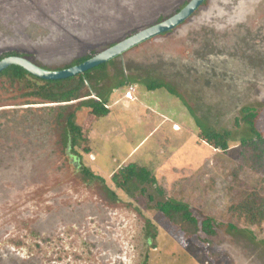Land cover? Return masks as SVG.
Wrapping results in <instances>:
<instances>
[{"label":"rangeland","instance_id":"1","mask_svg":"<svg viewBox=\"0 0 264 264\" xmlns=\"http://www.w3.org/2000/svg\"><path fill=\"white\" fill-rule=\"evenodd\" d=\"M190 1L0 0V55L19 51L60 70ZM100 73L70 105L30 98L25 81L0 78V264H264V226L229 212L264 185L249 167L233 175L249 134L243 108L257 110L264 137V0H206L182 25ZM127 78L136 102L114 89L107 117L83 107L94 86L106 91ZM149 81L170 84L183 99L148 91ZM184 101L205 126L231 131L228 151L204 140ZM73 113L83 135L75 148L67 137ZM79 160L103 180L87 179ZM129 163L152 171L164 194L148 184L116 186L112 177ZM167 200L214 219L217 235L209 243L201 232L184 235L157 209Z\"/></svg>","mask_w":264,"mask_h":264},{"label":"trees","instance_id":"2","mask_svg":"<svg viewBox=\"0 0 264 264\" xmlns=\"http://www.w3.org/2000/svg\"><path fill=\"white\" fill-rule=\"evenodd\" d=\"M23 53L19 51L4 52L0 55V61L9 56H22ZM94 53L90 56L82 57L76 60L75 63L67 66L72 67L76 64H81L86 60L93 57ZM30 57V56H28ZM113 63V60L100 65L99 67L86 72L83 75H78L76 77L57 80V81H45L38 79L28 73L25 69L19 66H11L6 69L1 76H9L13 79H17L20 82L25 81L28 88L32 87L29 96L39 97L50 102H72L81 99V94L86 82H93L96 80V75L104 72L109 64ZM105 75L99 77L98 83H102L105 79ZM39 83H42L41 85ZM134 84L128 79H123L118 82L113 88L96 89L98 92L95 94V98L86 99L83 101V107L89 109L96 118L107 117L110 114V109L108 108L109 99L114 89H122L123 92L125 88ZM148 91H155L158 89H166L171 95L183 99L181 95L178 94L176 89L170 84L160 82V81H149L145 84ZM95 89V88H94ZM92 94H87L84 97H88ZM186 104V107L190 111L192 117L197 121L200 127L201 134L207 143L219 149L221 151H228L230 149V142L233 141L232 133L229 130L218 131L213 128L205 126V124L195 115L194 110ZM242 121L246 124L249 129V134L243 136L240 139V158L241 162L238 168L235 169L233 175L237 177L239 172L245 168L249 167L254 172L262 175L264 177V137L256 128V119L258 118L257 110L245 107L242 110ZM76 113H73L68 118V142L71 147L75 148L82 141V128L76 124ZM239 121V119H237ZM86 153H90V149H85ZM81 160V157H79ZM79 160V166L81 171L87 179L92 180H103L102 177L95 175V173L85 167L83 164L81 166ZM237 180V178H236ZM113 183L119 188L125 189L129 184L136 182L141 185H153L156 187V191L163 195L164 191L159 188L157 178L154 176L152 171L144 166H140L137 163H129L127 166L122 167L118 172L112 177ZM145 192V189H141ZM157 209L163 214V216L173 223L175 226L179 227L184 235L187 237L198 235L201 232L206 238L204 242L209 243V238L217 235L216 223L214 219L210 217H205L199 220L191 210L188 204L183 202L167 200L164 202H159L157 204ZM230 215L232 218L239 222H244L248 226L262 227L264 226V185H260L254 188L252 191L247 192L242 196L239 203L232 205L230 207ZM233 231H238L239 229L231 225Z\"/></svg>","mask_w":264,"mask_h":264},{"label":"water","instance_id":"3","mask_svg":"<svg viewBox=\"0 0 264 264\" xmlns=\"http://www.w3.org/2000/svg\"><path fill=\"white\" fill-rule=\"evenodd\" d=\"M205 1L206 0H191L186 7L170 19L140 31L139 33L119 42L80 65L64 70H48L41 68L24 58L9 57L0 61V74L11 66H19L34 77L45 81L64 80L85 74L86 72L127 53L134 47L176 28L178 25L190 18Z\"/></svg>","mask_w":264,"mask_h":264},{"label":"flooded vegetation","instance_id":"4","mask_svg":"<svg viewBox=\"0 0 264 264\" xmlns=\"http://www.w3.org/2000/svg\"><path fill=\"white\" fill-rule=\"evenodd\" d=\"M205 3V2H204ZM203 3V4H204ZM186 7V6H185ZM182 10V9H181ZM181 10H179L176 14H178ZM197 11V10H196ZM175 14V15H176ZM194 15V14H193ZM171 18V17H170ZM170 18H167L166 20H168V19H170ZM166 20H164V21H166ZM163 21V22H164ZM160 23H162V22H160ZM159 24V23H158ZM183 24V23H182ZM182 24H180V25H182ZM157 25V24H156ZM180 25H178L177 27H179ZM152 27V26H151ZM176 27V28H177ZM147 29V28H146ZM175 29V28H174ZM174 29H172V30H174ZM171 30V31H172ZM142 31V30H141ZM171 31H169V32H167V33H170ZM140 32V31H139ZM139 32H136V33H134V34H131L130 35V37L131 36H133V35H135V34H137V33H139ZM167 33H163V34H161V35H164V34H167ZM161 35H159V36H161ZM158 37V36H157ZM129 38V37H128ZM127 39V38H126ZM125 40V39H124ZM109 49V48H108ZM92 53H95V52H92ZM91 53V54H92ZM24 54V53H23ZM96 56V55H95ZM122 56V55H121ZM121 56H119V57H117V58H120ZM9 57H20V58H24V59H26V60H28V61H30V62H32L33 64H35V65H37L34 61H33V59L31 58V57H28V55H26V54H24V55H22V56H9ZM9 57H6V58H9ZM94 57V56H93ZM6 58H4V59H6ZM92 58V57H91ZM116 59V58H115ZM115 59H113V62H114V60ZM3 60V59H2ZM89 60V59H88ZM87 61V60H86ZM76 62V61H75ZM74 62V63H75ZM77 65H80V64H76V65H73V66H77ZM37 66H39V65H37ZM72 66V67H73ZM39 67H41V66H39ZM41 68H43V67H41ZM68 68H71V67H68ZM67 67H65V68H63V69H60V70H64V69H68ZM45 69V68H44ZM3 73V72H2ZM1 73V74H2ZM1 74H0V78L1 77H8V78H10L12 81H18L17 79H13V78H11V77H9V76H1ZM83 75V74H82ZM128 79V78H127ZM126 79V80H127ZM123 80V79H122ZM18 82H20V81H18ZM94 82V81H93ZM93 82H86L85 83V86H84V88H83V90L85 89V87H86V84L87 83H93ZM136 85V84H135ZM137 86V85H136ZM90 88H92V85L90 86ZM93 88H95V90L98 88V87H96V86H94ZM98 90V89H97ZM96 90V91H97ZM31 91H29V93H30ZM83 92V91H82ZM29 93H27V94H29ZM93 95V94H92ZM95 95V94H94ZM29 96V95H28ZM91 96V95H90ZM30 98H35V99H41V100H43V101H45V102H48V103H53V104H56V105H70V104H72V103H74V101H72V102H50V101H47V100H44V99H42V98H39V97H33V96H29ZM89 97V96H88ZM91 98H95V96L94 97H91ZM87 99H90V98H87ZM86 100V99H85Z\"/></svg>","mask_w":264,"mask_h":264},{"label":"built area","instance_id":"5","mask_svg":"<svg viewBox=\"0 0 264 264\" xmlns=\"http://www.w3.org/2000/svg\"><path fill=\"white\" fill-rule=\"evenodd\" d=\"M136 93L137 86L135 84H130L125 88L123 92V98L127 101H134Z\"/></svg>","mask_w":264,"mask_h":264},{"label":"crops","instance_id":"6","mask_svg":"<svg viewBox=\"0 0 264 264\" xmlns=\"http://www.w3.org/2000/svg\"><path fill=\"white\" fill-rule=\"evenodd\" d=\"M120 100L123 101V102H126L128 104V103H131V102H136L137 98H136V95H135V100L134 101H127V100H125L123 98V90H121V99ZM120 100H118L117 102H119ZM108 108L110 109L109 105H108Z\"/></svg>","mask_w":264,"mask_h":264}]
</instances>
